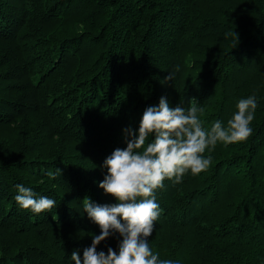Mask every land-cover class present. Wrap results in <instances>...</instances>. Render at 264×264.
I'll use <instances>...</instances> for the list:
<instances>
[{
	"label": "trees",
	"instance_id": "trees-1",
	"mask_svg": "<svg viewBox=\"0 0 264 264\" xmlns=\"http://www.w3.org/2000/svg\"><path fill=\"white\" fill-rule=\"evenodd\" d=\"M253 93L252 135L156 191L160 259L264 264V0H0V264L82 257L101 231L82 200L116 202L98 186L103 162L162 96L196 103L208 128ZM17 184L56 206L22 209Z\"/></svg>",
	"mask_w": 264,
	"mask_h": 264
},
{
	"label": "clouds",
	"instance_id": "clouds-1",
	"mask_svg": "<svg viewBox=\"0 0 264 264\" xmlns=\"http://www.w3.org/2000/svg\"><path fill=\"white\" fill-rule=\"evenodd\" d=\"M235 36L234 48L238 44V34ZM172 76L169 73L165 80H172ZM257 106L255 93L241 98L226 126L217 120L208 128L198 115L203 109L194 102L187 109L180 104L171 107L162 96L158 105L145 108L138 129H123L126 147L114 149L102 165L106 175L98 186L116 202L101 205L87 196L82 200L84 212L101 231L92 235V243L83 249L82 257L78 250L71 253L74 264H179L160 259L149 245L148 238L162 211L155 193L164 187L166 179L179 184L189 172L197 175L208 170L212 164L210 152L218 142L229 145L246 141L253 132L250 125ZM47 175L55 179L61 170L56 168ZM15 187L14 199L22 209L39 214L56 206L55 200L37 198L23 184ZM117 234L121 238L118 249L97 251L102 241Z\"/></svg>",
	"mask_w": 264,
	"mask_h": 264
}]
</instances>
